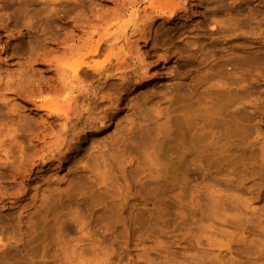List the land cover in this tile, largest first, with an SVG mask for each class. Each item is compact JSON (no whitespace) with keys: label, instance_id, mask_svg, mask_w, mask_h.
I'll list each match as a JSON object with an SVG mask.
<instances>
[{"label":"rangeland","instance_id":"rangeland-1","mask_svg":"<svg viewBox=\"0 0 264 264\" xmlns=\"http://www.w3.org/2000/svg\"><path fill=\"white\" fill-rule=\"evenodd\" d=\"M104 34L110 119L58 148L38 78ZM0 74V264H264V0H0Z\"/></svg>","mask_w":264,"mask_h":264},{"label":"bare ground","instance_id":"bare-ground-1","mask_svg":"<svg viewBox=\"0 0 264 264\" xmlns=\"http://www.w3.org/2000/svg\"><path fill=\"white\" fill-rule=\"evenodd\" d=\"M150 8H151V11H150V13L149 14H152L153 12L154 13H158V14H164V15H167V16H169V17H173L174 18V16L175 15H178L177 14V10H174V9H171V10H167V9H162V8H160V7H158L157 6V4L154 2V1H152L151 3H150V6H149ZM148 10V9H147ZM149 11V10H148ZM152 12V13H151ZM148 14V13H147ZM157 15V14H156ZM91 25V24H90ZM145 25V24H144ZM143 25V26H144ZM95 25H93V27H94ZM97 30V29H96ZM96 30H94V31H96ZM136 30H139V27L136 29ZM145 29H143V31H144ZM140 31V33H141V29L139 30ZM139 31H137V32H139ZM142 31V32H143ZM136 32V31H135ZM93 33H95V32H93ZM144 33H145V31H144ZM96 34V33H95ZM95 34H93V35H95ZM109 34V33H108ZM119 34V33H118ZM117 33H116V35H118ZM92 35V36H93ZM116 35H112V36H116ZM101 37H99V39H96V41H94L93 42V44H92V48L90 49V52L88 53H85V54H82V55H80V51L78 52L79 53V57L77 56L76 58V60H73L74 62H72V63H69V62H71V61H69L68 59H67V61H69L68 63L69 64H65V65H63L65 62H64V60H63V63L62 64H60L59 62H57V60H56V62H57V64L54 62V68L56 69V71H55V75H52L49 79H47V77L45 78V80H43L44 78H38V80L36 79V78H34V72L31 74V73H29V71H33V69H32V67L31 66H29L30 68H31V70H25V69H21V68H24L25 66H23L22 64H21V62L19 63L20 65V70H18V71H16V70H14V71H16V72H14V73H17V72H19V76L17 75V74H14V73H9V74H11V75H9L8 74V76H10V77H7L8 79H7V81H6V83H5V85H3V87L4 88H6V89H4L5 91L7 90V91H9V90H12L15 94L14 95H19L20 97L22 96V95H24L23 93H20L23 89H25V91H27V92H25L26 94L24 95V97L25 96H27V97H32V98H34V96L36 97L37 95V93L35 92V88H37V86H35V82H41V85H42V83H44L45 85L44 86H48L49 87V89L51 88L52 90H50V93L53 91V93L50 95V96H48L47 94V92H46V90H45V92L47 93L46 95H47V97L45 96V97H42V95L40 96V99L37 97V100H39L41 103H40V105L38 106V107H40L42 110L44 109V111L48 114V112H49V114H51L50 116H51V118L52 117H55L54 119H55V121L54 122H56L57 120H59L58 121V123L60 122L61 123V130H59V131H61V133H60V135L61 136H55L54 134V137H55V139L57 138V137H59V138H57L56 140H58L59 139V143L57 144V142L58 141H56L55 139H54V145L56 146L57 145V147L59 148V146H60V148H61V145H65V146H68L69 145V143L71 142V141H68V140H70V138H68V135L69 134H74L75 136H76V134L78 133V131H79V133L81 132L80 130H85L86 128H88V127H92V125L94 124V123H96V122H98V121H100L101 123H102V121H104V120H106V119H108V121H109V119H110V116L108 115V113H106L107 111V109L104 107H102L101 108V104H102V106L103 105H105L104 104V102L106 101L107 102V100H108V97H109V95H107V93H105V91L103 90V87L102 86H98V85H96V87L98 86V88H96V87H94V85L93 84H96V83H100V82H102L101 80L103 79V78H105V80L103 81V83H104V85L105 86H108L110 83H112V82H110V81H113L114 79H117V78H119L120 79V77H121V75L122 74H124L123 72H121L119 75H118V73L120 72L119 70L122 68V66H126V64H128V63H126V59H125V56L126 55H128V53H121V52H126V51H124L123 49V51H121V49L119 50V51H121V52H118V50H117V53L115 54L114 52H115V50H112V47L114 46V43H111L112 41H114V40H112V39H110V41H109V38H107V35L106 34H104V36H102V35H100ZM109 36V35H108ZM112 36H110L111 38H112ZM119 36H121L120 34L118 35V38L120 39L121 37H119ZM124 36H125V34H124ZM90 38V37H89ZM115 38H117V36L116 37H114V39ZM115 39V41H118L119 39ZM93 41V40H92ZM123 41V40H122ZM83 42V41H82ZM75 43V42H74ZM73 43V44H74ZM80 43V42H79ZM88 42L86 41V43L84 42V44H77V43H75V45L77 44V49H79V46L78 45H85V47H87L86 45H88L87 44ZM108 43H110V46H111V49H108V50H111L110 52L108 51V54L109 53H111L112 51H114L113 53H111V54H106L107 55V59H105V61H102V62H100V56L101 55H103V51L104 50H107V49H104V45L105 44H108ZM72 44V45H73ZM68 46L69 45H71V44H67ZM67 45H65V49H68L67 48ZM75 45H73L74 47H75ZM124 45V44H123ZM106 46H108V45H106ZM61 47V46H60ZM116 47V46H115ZM58 49H59V47H57ZM62 48H64V47H62ZM76 48V47H75ZM74 48V49H75ZM81 48H82V46H81ZM80 48V49H81ZM123 48V47H122ZM71 49V48H70ZM70 49H68V52H65V50L63 51V52H61L60 53V50H63V49H60L59 50V52H57L58 50L55 48V52L56 53H60V54H63V56L61 57L60 56V54H56V53H54V50L52 49V51H53V55L55 54V55H58V57L60 56V59L61 58H64V57H69V55H71L72 57H73V55L76 53H72L73 52V48L70 50ZM83 49V48H82ZM116 49V48H115ZM57 50V51H56ZM70 50V51H69ZM51 51V52H52ZM75 51V50H74ZM77 51V50H76ZM104 53H105V51H104ZM52 54V53H51ZM77 54V53H76ZM52 55V56H53ZM55 55L53 56L54 57V59H55ZM75 56V55H74ZM109 56V57H108ZM136 56V55H135ZM57 57V56H56ZM97 57H99V58H97ZM102 57V56H101ZM137 57H139V56H137ZM50 59H52L53 60V58H49V60ZM59 59V58H58ZM65 59V58H64ZM73 59H75V58H73ZM99 59V60H98ZM114 59H116V61L117 62H115L116 64H117V68H116V66L115 65H112V66H115V70H113L112 69V66H111V69L112 70H109L110 69V67H108L109 66V64H112L113 63V61H114ZM123 59V60H122ZM125 59V60H124ZM137 59H139L140 60V58H137ZM143 59V58H142ZM121 60L122 61H124L123 62V65H122V62H121ZM129 60H131V59H129ZM129 60L127 61V62H129ZM139 60H137L138 62H139ZM54 61V60H53ZM66 61V62H67ZM50 62L53 64V62L50 60ZM62 62V61H61ZM134 62V61H133ZM50 63V64H51ZM124 63H125V65H124ZM131 63V62H130ZM130 63L128 64L129 65V67H130ZM56 64V65H55ZM51 66V65H50ZM27 67H28V65H27ZM18 68V69H19ZM29 68V69H30ZM26 69H28V68H26ZM123 69V68H122ZM124 69H125V67H124ZM11 72H13V71H11ZM3 72H1V74H2ZM82 73H84L85 75H86V77H91V81L93 82V87L94 88H92V90H90V89H85L84 88V86L86 85H83V80H85V79H83V80H81L80 78H82L83 76L81 75ZM0 74V75H1ZM28 74V75H27ZM30 74V75H29ZM7 75V74H6ZM14 75V76H13ZM5 76V75H4ZM17 76H18V78H19V80H18V78H17ZM82 76V77H81ZM124 77V76H123ZM122 77V78H123ZM3 78H5V77H1L0 79H1V81H2V79ZM125 78L127 79V77H126V75H125ZM124 78V79H125ZM37 81H36V80ZM47 79V80H46ZM89 79V78H88ZM87 79V80H88ZM124 79H122V80H124ZM45 81V82H43V81ZM86 80V81H87ZM5 80H3V82H4ZM74 81H76V83L74 82ZM89 81V80H88ZM116 82V81H115ZM117 82H121L122 83V81H117ZM126 82H128V81H126ZM0 83H2V82H0ZM18 84V85H17ZM101 84V83H100ZM114 84V83H113ZM127 84V83H126ZM1 85V84H0ZM31 85V86H30ZM40 85V84H39ZM39 85H38V87H39ZM40 85V89L39 88H37V90H41V91H43L42 89H43V87L44 86H41ZM119 85V84H118ZM117 85V86H118ZM109 86H111V85H109ZM121 86V85H120ZM2 87V88H3ZM90 87V86H89ZM88 88V87H87ZM105 88H108V87H105ZM123 89H125L124 87H122ZM117 89H118V87H117ZM120 89V88H119ZM18 90L20 91V92H18ZM36 90V91H37ZM47 90H48V88H47ZM106 91H108L109 92V90L107 89ZM2 92H3V90H2ZM1 91H0V96H3L4 94H2L1 95V93H2ZM38 92V91H37ZM44 92V93H45ZM49 92V91H48ZM21 95H20V94ZM36 93V94H35ZM38 93H40V92H38ZM43 93V94H44ZM49 93V94H50ZM110 93V92H109ZM11 94V93H10ZM30 95V96H29ZM39 95V94H38ZM5 96H7V95H5ZM5 96H3V100H4V97ZM111 97L113 96L112 94L110 95ZM23 96H22V98H24ZM42 97V98H41ZM111 97H109V98H111ZM0 98V100H2ZM6 98V97H5ZM32 98H31V100H32ZM25 99H26V97H25ZM30 99V98H29ZM119 99V98H118ZM120 99H121V97H120ZM119 99V100H120ZM2 100V101H3ZM35 100V99H34ZM110 100H112V98L110 99ZM109 101V100H108ZM34 103V102H33ZM35 104V103H34ZM36 105H38V104H36ZM16 108V107H15ZM102 112H105L104 114L102 113ZM48 114V115H49ZM87 116H86V115ZM51 118H49V120L51 119ZM53 119V120H54ZM73 119H74V121H73ZM61 120V121H60ZM107 122V121H106ZM53 123V122H52ZM59 123V124H60ZM54 124V123H53ZM44 125V124H43ZM55 125V124H54ZM57 125V124H56ZM55 125V126H56ZM42 126V125H41ZM48 126V125H47ZM46 127V126H45ZM3 128V127H2ZM49 129H51V128H49L48 127V130ZM78 129H80V130H78ZM1 130V129H0ZM3 130V135L5 134L4 133V129H2ZM41 130L42 129H40V132H41ZM43 130H46V129H44L43 128ZM47 130V131H48ZM76 130H78L77 132H76ZM1 132V131H0ZM49 132H51V130L49 131ZM49 132H46L47 133V135H48V133ZM53 132H57V133H59L58 131H55L54 129H53ZM76 132V133H75ZM2 133H0V136L2 137ZM44 133V132H43ZM42 133V135H45V133L43 134ZM57 133H56V135H57ZM78 135V134H77ZM6 136H7V134H6ZM46 136V135H45ZM44 136V137H45ZM50 135H48V137H49ZM5 137V136H4ZM43 137V138H44ZM72 137V136H71ZM40 138H42L41 136H40ZM1 140V139H0ZM5 140V139H4ZM13 140V139H12ZM38 140V139H37ZM40 140V139H39ZM44 140V139H43ZM47 139H45L44 141H46ZM50 140V139H49ZM49 140H47L48 141V143H49ZM3 141V140H2ZM2 141H0V144H1V142ZM67 141L69 142V143H67ZM5 142V141H4ZM3 142V143H4ZM56 142V143H55ZM47 143V142H46ZM53 142L50 140V144H52ZM68 144V145H67ZM2 146H3V144H1ZM0 145V148L2 147ZM5 145V144H4ZM71 145L72 144H70V147H71ZM50 147V146H49ZM56 147V148H57ZM52 148V147H51ZM57 148V149H58ZM54 150H55V148H53ZM59 151V150H58ZM57 151V152H58ZM62 151V150H61ZM56 152V153H57ZM55 153V152H54ZM53 152H52V157H53V154H54ZM59 154V153H58ZM49 155V154H48ZM55 157V156H54Z\"/></svg>","mask_w":264,"mask_h":264}]
</instances>
